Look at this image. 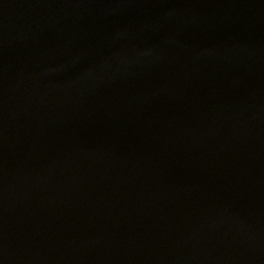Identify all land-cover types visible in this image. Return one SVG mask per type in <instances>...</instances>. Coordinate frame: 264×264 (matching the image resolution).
<instances>
[{"label": "water", "instance_id": "95a60500", "mask_svg": "<svg viewBox=\"0 0 264 264\" xmlns=\"http://www.w3.org/2000/svg\"><path fill=\"white\" fill-rule=\"evenodd\" d=\"M0 264H264V0H0Z\"/></svg>", "mask_w": 264, "mask_h": 264}]
</instances>
